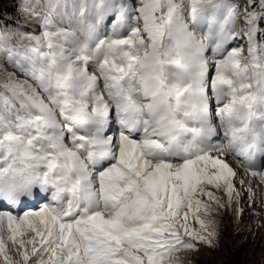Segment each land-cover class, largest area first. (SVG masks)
<instances>
[{"label":"snow or ice","instance_id":"snow-or-ice-1","mask_svg":"<svg viewBox=\"0 0 264 264\" xmlns=\"http://www.w3.org/2000/svg\"><path fill=\"white\" fill-rule=\"evenodd\" d=\"M11 8L0 264H187L242 215L241 174L264 209V0Z\"/></svg>","mask_w":264,"mask_h":264},{"label":"rangeland","instance_id":"rangeland-1","mask_svg":"<svg viewBox=\"0 0 264 264\" xmlns=\"http://www.w3.org/2000/svg\"><path fill=\"white\" fill-rule=\"evenodd\" d=\"M14 2L0 0V16L13 17L11 5ZM240 179L244 180V185H240L239 179L236 184L244 196L239 205L243 209L242 215L231 208L221 210L215 216L220 231L219 247L215 250L201 247L199 252L186 253L182 259L187 264H264V209L260 208L258 200L253 203L247 197L250 178L241 174Z\"/></svg>","mask_w":264,"mask_h":264}]
</instances>
